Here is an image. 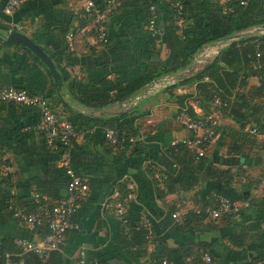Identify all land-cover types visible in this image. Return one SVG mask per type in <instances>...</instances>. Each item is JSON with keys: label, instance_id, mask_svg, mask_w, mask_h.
<instances>
[{"label": "crops", "instance_id": "0c3cea01", "mask_svg": "<svg viewBox=\"0 0 264 264\" xmlns=\"http://www.w3.org/2000/svg\"><path fill=\"white\" fill-rule=\"evenodd\" d=\"M85 1L49 0L30 7H22L12 15L0 10V19L10 28L22 26L21 32L53 55L69 72L77 94L88 87L94 90L109 89L111 85L107 82L114 79V68L119 69L124 76L122 79L127 80L136 72L145 71L153 62L164 61L168 57V49L161 46L160 53L152 61L135 58L134 53L140 57L146 50L143 47L145 38L140 33L129 36L123 32L120 41L103 48L96 44L93 35L80 29L77 31V45L72 50L75 51L74 55H70L71 50H66L64 38L58 34V26L64 24L71 14L77 15ZM124 18H126L123 19L124 22L133 26L138 21V14L131 12ZM79 21L75 22V28L80 26ZM125 27H122V31ZM93 46H97L95 52L91 51ZM34 64L37 65L36 70L31 68ZM194 64L192 63L186 72L194 70ZM45 66L34 61L23 45L16 42L6 45L0 43V87L7 81L28 85L39 92L36 95L47 96L54 108L55 98L49 97L47 91L55 83ZM118 76L117 74L116 77ZM256 84L258 79L251 78L250 85ZM188 90L180 87L175 91L185 93ZM66 96L69 97V94ZM69 103H74L72 105L75 108L86 115L94 116L96 120L92 122L86 118L78 120L68 112L61 115L63 120H76L82 130L92 132L91 139L82 137L77 140L78 143H87L93 139V149L87 155L86 161V170L93 179L89 192L75 213L76 219L82 224V229L79 234L66 235L62 252L64 264H79L83 254L87 260L96 262L100 256L106 264H148L150 254L156 251L170 254L171 264H192L193 258L203 246H207L216 256L218 264H253L251 250L253 243L248 244L247 248L233 245L227 236L229 233L227 225L221 223V226H216L211 217L193 223L187 230L179 228L184 215L190 210H196L205 202H210L209 196H213L216 189L202 182L191 189H182L174 185L173 192L167 191L166 179L163 176L164 155L172 145L189 136V132L174 120L179 112V106L168 92L163 89L149 93L144 89L132 99L115 102L94 113L71 99ZM195 108L201 111L196 105ZM57 111L61 112L62 109L57 107ZM122 113H129L128 118H133L135 124L142 126V130L137 136L139 139L136 144L118 153L119 150H114L113 147L111 150L106 130L111 128L114 115ZM40 116L39 108L21 104H11L0 111L2 252L11 250L9 246L12 242L18 244L19 240L40 241L45 238L39 233L32 234L33 229L15 216L11 206L6 209L5 204L10 202L11 198L30 202L36 201L34 199L36 194H41L47 195L53 202H58L60 199L55 200L52 196L64 197L67 192L63 180H58L53 172L54 163L47 155L48 151L41 139L40 131L35 130ZM222 126L223 131L219 132L216 140L207 147L211 153L219 155L225 153L227 145L225 138L232 129L237 128L226 116L222 120ZM261 139L264 141V137ZM261 142L257 147L259 154L254 156L251 154L243 167L245 174L254 183L251 190L245 192L242 190L244 180L240 174L234 182L237 189L235 195L243 191L244 198L226 197L237 207L230 210L237 216V222L231 226L233 232H238L242 225L253 224L258 219L264 220V178L261 177L264 168V144ZM125 176L129 177L128 188H132L134 193L131 199L133 203L128 202L127 211L132 218L140 216V222L148 226L150 236V241L145 244L146 248L141 250L145 254L140 257H133L129 253L133 251L136 255L142 254L136 252L133 243L131 248L120 242L125 228L115 206L111 205L123 199L120 187L126 183ZM204 193L206 194L203 196ZM255 202L258 204H254ZM174 214L177 216L174 217ZM9 256L10 253H6V258ZM0 264H8L2 254Z\"/></svg>", "mask_w": 264, "mask_h": 264}, {"label": "trees", "instance_id": "16d2710c", "mask_svg": "<svg viewBox=\"0 0 264 264\" xmlns=\"http://www.w3.org/2000/svg\"><path fill=\"white\" fill-rule=\"evenodd\" d=\"M7 1L0 0V10L3 12ZM48 1L27 0L20 8ZM93 1L99 9L103 10L107 0ZM175 1L124 0L117 11L111 14L108 19V41L104 45H99V47L103 48L111 46L113 42L115 45L116 41H120V35L123 32L129 36L140 33L145 38L143 47L146 50L142 52L140 57L134 53L135 58L152 61L160 53V47L165 46L169 54L164 61L153 62L145 71L136 72L131 79L127 80L122 79L124 78L123 73L119 69L114 68L115 77L107 82V84L110 83L111 85L109 89L94 90L88 87L77 94L69 72L53 55L48 53L62 75L61 87H56L55 84H52L48 88V96L55 98L54 109L56 108V112L60 117L65 112H68L78 120L86 118L92 122L96 120L95 117L82 113L80 109L72 105L74 103H69V99L85 106L94 113L111 106L115 102H124L132 99L146 89L155 79L167 74H173L180 78L179 84L169 86L164 90L174 98L175 103L179 106V112L186 110L195 117L205 118L212 110L213 97L219 95L227 103L224 116L230 118L237 127L232 129L231 133L225 138L227 140L225 153L222 155L211 153L206 148V154L197 158L196 153L182 140L166 151L164 155L165 161L163 162L165 168L163 176L166 179L168 192L175 190L174 185H178L182 189H191L201 185L202 182H206L208 187L212 185L216 189V193L213 196L207 195L210 202H205L196 210H190L184 215L179 228L187 230L193 223L201 222L209 217L206 209H218L221 211V216L219 219H212L215 225L221 226V223L222 225H227L229 228L227 236L232 244L237 247L247 248L248 244L253 243V249H251L253 264H264V220L258 219L253 224L242 225L238 232H233L231 226L237 222V216L230 211L231 208H226L220 200L223 196L231 199L236 197L244 198V192L251 190L254 184L252 179L244 181L242 183L244 192L240 191L239 195H235L237 189L234 187V182L240 174L243 176L242 180H244L247 174H245L243 167L247 164V160L251 157L254 148L259 147L258 143L264 137V35L254 31V29L264 26V0H227L225 2L222 0H181L183 4L180 15L181 21L178 19L177 9L173 5ZM152 6H155V15L152 14ZM131 12L138 14V21L133 26L123 21V19H126L124 18L126 14ZM153 18L155 31L149 29L150 21ZM77 20L79 19L74 13L69 16L64 24L58 26V34L64 38L66 50H71L68 46L66 35L71 28H75L74 24ZM86 22L85 20H80L79 25L83 26ZM117 25H119L118 29ZM124 26H126L125 30L122 31ZM13 29L4 20L0 19L1 44H11L6 41L5 34ZM232 37H235V39L219 56L214 57L197 70L186 72L192 66L196 54L205 45ZM96 47H91V51L95 52L97 50ZM23 48L33 57L34 61L44 65L41 59L30 49L24 46ZM70 52V55H74L75 51L71 50ZM31 68L36 70L37 65L34 64ZM46 69L50 77H52L49 69L47 67ZM117 74L119 75L118 77H116ZM253 77L258 79V84L250 85V79ZM4 85L26 89L34 95L39 93L32 87L17 81H7L2 86ZM180 87H185L189 90L185 93H177L175 90ZM67 93L69 97L66 96ZM11 104L20 105L16 102L0 100V111ZM195 105L201 111H198ZM57 107H60L64 113L57 111ZM129 115V113L114 115L110 126L123 134L117 146L113 147L108 142L111 150L113 147L114 150H119L118 153L130 149L136 144L131 142L130 138L132 136L137 137L142 130V126L135 124L133 118H128ZM68 121L75 128L82 129L76 120L70 119ZM254 128L257 130L256 133L251 132V129ZM221 131H223L222 125L218 128V132ZM39 133L43 143L46 145V150L48 151V154H46L49 155L54 163L53 172L58 180H63L66 191L70 180L67 168L60 166L58 163L67 152L70 156V166L78 175L86 178L89 185H91L93 178L90 177L91 174L86 170V161L88 159L87 155L93 149V139L83 144L74 140L71 149H69V146L58 141L53 147L49 146L45 134L41 131ZM84 137L91 139L92 132H86ZM261 143L264 144V141ZM261 177L264 178L262 174ZM120 191L123 194L122 198L127 197L130 192L127 183L121 185ZM66 195L67 192L64 197ZM61 197L63 198V196ZM61 197L52 196L55 200L62 199ZM11 201L5 204L6 209L12 205L26 214L39 212V203L36 201L23 202L15 197L11 198ZM130 202L133 203L131 199L129 200ZM254 204L257 205L258 203L255 202ZM14 208L12 209L13 213L15 212ZM76 215L74 214L72 219L79 224V227L68 231L66 235L80 233L82 224L76 219ZM125 218H127V222H123L125 229L120 242L131 248L135 245L136 252H141L142 254L136 255L133 251L129 253L133 257H140L145 254L141 250L146 248L145 244L150 241L149 231L140 222V216L132 218L127 211ZM31 233H39L44 238L50 233V229L47 224H43L37 226ZM6 242L11 241L6 240ZM63 246L64 243L47 255H40L35 252H26L19 255L22 253V248L16 242H12L9 246L11 250H4L2 256L8 261V264H15L21 259L24 260L25 264H64ZM205 252L210 253L214 258L216 257L207 246H203L201 251L193 258L192 264H205L202 259V255ZM6 253H10L7 258ZM165 256L170 261L172 260L170 254L166 252H153L149 256L150 263L148 264H161ZM97 263L106 264L100 259V256H98Z\"/></svg>", "mask_w": 264, "mask_h": 264}, {"label": "built area", "instance_id": "2783aa9c", "mask_svg": "<svg viewBox=\"0 0 264 264\" xmlns=\"http://www.w3.org/2000/svg\"><path fill=\"white\" fill-rule=\"evenodd\" d=\"M27 0H8L4 7V12L8 15L14 14L20 6ZM124 0H107L105 8L99 9L93 0H86L81 11L78 12L77 17L79 20L87 21L83 26L71 28L67 35V43L71 50H74L77 45V34L80 29L84 33L93 32L96 40V44L104 45L108 41V19L111 14L115 13L118 7ZM227 1V0H222ZM174 7L177 9V17L181 21V11L183 4L181 0L174 2ZM152 14L155 15V6L151 7ZM154 18L150 21L149 29L155 31ZM78 28V29H77ZM16 29L21 31L22 26L17 25ZM91 30V31H90ZM264 35V26L254 29ZM235 39L226 38L209 43L205 45L194 58V70L199 69L205 65L208 61L216 56H219L222 51L231 44ZM259 55V54H258ZM192 70V71H194ZM190 71V72H192ZM180 78L173 74L164 75L158 79L152 81L146 88L149 93L161 91L169 86L178 85ZM0 100L12 101L19 104L33 106L40 109V120L35 126V129L43 132L46 137V141L49 146H54L55 143L62 142L64 145L71 146L74 140H78L85 136L86 131L75 128L74 125L63 120L53 108L48 98L44 96L34 95L28 92L26 89H19L11 85H4L0 87ZM227 103L224 102L219 95H215L212 100V110L204 117H195L186 110L178 112L174 120L180 124L189 132L188 138L184 141L187 143L190 149L196 153V157L199 158L206 154V148L212 144L219 132L218 128L222 125L225 109ZM256 129H251L252 133H256ZM122 133L114 128H108L106 130V138L108 142L114 147L119 144L122 139ZM139 137H131V142L136 143ZM60 166L67 168V174L69 176V183L67 186V195L60 199L58 202H52L47 195L36 194L34 199L39 203V212L26 214L18 208H14L11 205V209L14 208L15 216L18 217L22 223L26 224L32 229H35L39 225L47 224L50 229V233L40 241L19 240L17 241L22 248V255L26 252H35L40 255H47L53 250L58 249L65 241L66 233L70 230L77 229L79 224L73 221L72 216L76 213L80 207L81 201L90 190L88 180L81 177L70 166L69 153H65L59 162ZM248 175H245L244 181L250 180ZM128 187L130 180L128 176L124 177ZM134 196L133 189L130 188V192L127 197L111 205L115 206L117 214L122 218L123 222H127L125 218L127 214V205L130 199ZM222 204L226 208L236 209L237 207L230 203V200L225 197L220 198ZM110 205V206H111ZM207 214L212 219H219L221 211L218 209H206ZM177 215L174 214V217ZM148 226H146L147 228ZM148 229V228H147ZM83 254V253H82ZM202 259L205 264H218L217 260L208 252L203 253ZM15 264H25L24 260H20ZM79 264H97L96 261L87 260L83 254ZM161 264H171L168 257H164Z\"/></svg>", "mask_w": 264, "mask_h": 264}, {"label": "water", "instance_id": "95a60500", "mask_svg": "<svg viewBox=\"0 0 264 264\" xmlns=\"http://www.w3.org/2000/svg\"><path fill=\"white\" fill-rule=\"evenodd\" d=\"M6 41L9 43H19L24 47L30 49L34 54H36L41 61L49 69L50 73L53 76L54 83L56 87H61L62 85V75L56 67L55 62L52 57L31 37H29L24 32L18 31L16 29L10 30L5 34ZM2 251L0 250V259Z\"/></svg>", "mask_w": 264, "mask_h": 264}, {"label": "rangeland", "instance_id": "374dc122", "mask_svg": "<svg viewBox=\"0 0 264 264\" xmlns=\"http://www.w3.org/2000/svg\"><path fill=\"white\" fill-rule=\"evenodd\" d=\"M91 31V30H90ZM90 34H92L93 32L91 31V32H89ZM94 34V33H93ZM230 139V138H229ZM226 142H227V140H225ZM226 151V150H225ZM252 156H254V155H258L259 154V151H258V149L257 148H254V150L252 151ZM261 174L263 175V177H264V168H263V170H262V172H261ZM263 184H264V182H263Z\"/></svg>", "mask_w": 264, "mask_h": 264}]
</instances>
